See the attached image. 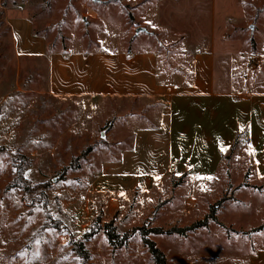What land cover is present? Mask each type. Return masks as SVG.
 Returning a JSON list of instances; mask_svg holds the SVG:
<instances>
[{
    "label": "rangeland",
    "instance_id": "1",
    "mask_svg": "<svg viewBox=\"0 0 264 264\" xmlns=\"http://www.w3.org/2000/svg\"><path fill=\"white\" fill-rule=\"evenodd\" d=\"M139 2L141 6L136 9L131 0H0V264H154L140 234L131 232L134 227L146 224L147 228L164 230L184 228L208 216L210 206L220 199L217 220L208 218L206 225L182 235L150 237L165 254L167 264H248V254L254 247L247 244V234H254L264 225L245 232L248 215L234 222L229 210L235 199L233 189L246 184V180L229 183L215 199H207L205 194L191 210H187L186 184L183 191L172 193L146 218L132 214L126 220L111 192L94 191L95 179L104 160L118 157L121 149L130 145L134 126L125 125L123 119L126 115L139 117V106L144 103L118 99L99 104L95 100L59 101L47 94V57L15 53L8 13L30 14L34 31L53 50L152 46L155 40L127 41L134 39L135 27L148 29L153 24L145 25L137 10L150 16L159 8V4L152 6V0ZM209 2L193 0L202 5L204 14L201 27L191 28L193 34L207 32ZM216 3L218 26L225 25L220 16L233 17L241 25L242 39L239 42L233 38L231 49L218 50L236 52L247 42L251 49H240L241 82L246 88H261L264 0ZM173 8V2L165 0L160 8L164 19L170 17ZM175 9L183 11L184 7ZM243 134L225 162L234 159L236 149L245 141ZM103 139L106 141L102 143ZM19 154L31 160V166L24 171L27 192L13 182ZM244 166L236 170L241 175L247 172ZM182 184V178L174 180V186ZM258 201L264 202V195ZM252 218V223L258 222ZM110 221L118 233L129 232L128 245H111L100 228ZM90 233L93 234L87 237ZM81 243L84 256L78 253Z\"/></svg>",
    "mask_w": 264,
    "mask_h": 264
},
{
    "label": "crops",
    "instance_id": "2",
    "mask_svg": "<svg viewBox=\"0 0 264 264\" xmlns=\"http://www.w3.org/2000/svg\"><path fill=\"white\" fill-rule=\"evenodd\" d=\"M131 1L136 9L141 6L139 0ZM171 2L174 8L167 19L160 10L165 0H152L159 8L150 16L137 10L145 25L153 23L127 40H155L142 48L51 50L46 39L35 34L30 14L8 13L7 21L17 55L47 57L50 96L62 102L144 103L139 117L123 119L134 126L130 145L118 157L104 160L95 179L94 191L111 192L126 220L132 214L146 218L186 184L191 210L205 194L215 199L242 178L246 184L233 189L229 210L234 222L247 214L243 230L250 231L264 225V202L258 201L264 195V82L261 88L242 85L240 49H251L247 42L236 52L218 50L231 49L233 38L242 39L241 25L233 17L220 16L225 25L218 26L216 0L209 2L207 32L200 36L191 28L201 27L202 5L193 0ZM243 133L245 141L234 159L225 162ZM240 165L248 175L236 171ZM177 177L183 184L174 186ZM253 216L258 222L252 223ZM246 241L254 247L248 264H264V229L247 234Z\"/></svg>",
    "mask_w": 264,
    "mask_h": 264
},
{
    "label": "trees",
    "instance_id": "3",
    "mask_svg": "<svg viewBox=\"0 0 264 264\" xmlns=\"http://www.w3.org/2000/svg\"><path fill=\"white\" fill-rule=\"evenodd\" d=\"M35 34H38L36 31ZM252 43L254 41L252 40ZM53 50V49H51ZM106 140H101V142H105ZM234 146V145H233ZM233 148V147H232ZM16 166V173L15 177L13 179L14 185L18 188H21L24 192H27L29 189H27V183L26 178L24 177V171L31 166V160L28 156L19 154L17 157V161L15 163ZM222 199L218 200L216 203L212 204L210 206V213L208 216H206L202 220L195 221L194 223L187 225V227L181 228V227H172L169 229L164 230L161 227H150L147 228V225H140L133 228L131 232H138L140 236L142 237L143 244L148 248L149 252L151 253L153 257L154 264H167V260L165 257V254L162 252V250L156 245L155 241L151 239V234H185L190 231H193L196 228L202 227L207 224L208 218H212L213 220H217V209L218 204L221 202ZM104 230L106 236L108 237L109 242L111 245H113L115 248H120L128 245L130 236L129 232H125L124 234H120L116 231V228L114 226V223L112 221L104 223L102 227H100ZM264 228V227H262ZM260 228V229H262ZM93 233H90L88 236H91ZM83 250V244H79V255L84 256Z\"/></svg>",
    "mask_w": 264,
    "mask_h": 264
},
{
    "label": "water",
    "instance_id": "4",
    "mask_svg": "<svg viewBox=\"0 0 264 264\" xmlns=\"http://www.w3.org/2000/svg\"><path fill=\"white\" fill-rule=\"evenodd\" d=\"M253 28V27H252ZM147 29L145 28V27H138L137 29H136V33H139V32H141V31H146Z\"/></svg>",
    "mask_w": 264,
    "mask_h": 264
}]
</instances>
